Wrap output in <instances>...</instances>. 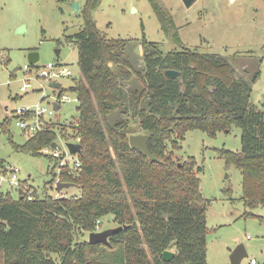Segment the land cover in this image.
I'll use <instances>...</instances> for the list:
<instances>
[{"label":"trees","instance_id":"obj_1","mask_svg":"<svg viewBox=\"0 0 264 264\" xmlns=\"http://www.w3.org/2000/svg\"><path fill=\"white\" fill-rule=\"evenodd\" d=\"M101 1L86 0L83 30L67 39L78 49L82 79L70 89L79 98V117L73 132L65 129L61 136L81 145L80 167L56 174L58 161L44 155L59 139L56 127L31 134L23 144L10 140L15 152L48 158L50 187L58 180L71 183L81 195L56 199L34 193L29 200L25 185L17 199L0 194V264H208L209 202L197 175L203 169L193 158L176 161L174 152L190 131L215 138L241 129L242 152L219 155L242 172L246 205L264 206V111L251 103L259 72L249 83L217 56L187 49L160 0L149 2L170 42L183 52L164 55L144 40V65L137 68L127 54L130 41L110 40L98 29L92 14ZM167 70L179 76L167 79ZM11 120L1 125L5 133ZM135 124L150 136L148 148L158 162L131 148ZM109 215L126 228L110 245L90 244L84 237ZM166 251L175 254L170 262L163 258Z\"/></svg>","mask_w":264,"mask_h":264},{"label":"rangeland","instance_id":"obj_2","mask_svg":"<svg viewBox=\"0 0 264 264\" xmlns=\"http://www.w3.org/2000/svg\"><path fill=\"white\" fill-rule=\"evenodd\" d=\"M172 15L181 43L189 50L207 56H217L232 66L238 79L251 82V103L264 111V0H196L187 7L185 0H160ZM86 0H0V194L19 197V186L11 183L9 167L25 191L42 198L45 193L56 197V186L48 158L15 152L10 140L18 144L31 134L17 126L13 118L17 110L47 109L44 128L56 127L59 151L67 153L62 130L72 133L71 124L79 117L78 104L64 102L58 111L54 105L64 97L76 98L70 89L82 79L76 45L67 40L83 30L82 12ZM74 4L80 10L75 12ZM101 31L110 40L130 41L127 54L137 68L143 67V41L155 44L164 55L183 52L170 42L149 0H102L92 14ZM22 29V30H21ZM21 31V32H19ZM57 51H60L57 55ZM37 52L38 69L29 68V54ZM59 65L71 71V76L55 79L61 88L49 87L41 77L48 65ZM28 86L26 92L21 88ZM127 86L126 88H129ZM184 91V89H183ZM11 120L7 133L1 127ZM116 119V118H115ZM133 135H146L136 124ZM242 130L232 127L215 138L195 130L187 133L181 148L174 152L176 161L185 163L193 158L201 167L200 191L209 202L206 212L208 264H230V256L244 245L248 257L241 264H264V206H247L243 199L242 172L227 165L219 151L242 152ZM44 155H47L44 153ZM75 156L69 158L73 163ZM59 167L55 173L58 174ZM66 197H79L80 189L72 187L62 192ZM100 231L118 226L112 215L100 223ZM141 234V231H138ZM89 240V234L84 237ZM142 248L152 260L145 239Z\"/></svg>","mask_w":264,"mask_h":264},{"label":"built area","instance_id":"obj_3","mask_svg":"<svg viewBox=\"0 0 264 264\" xmlns=\"http://www.w3.org/2000/svg\"><path fill=\"white\" fill-rule=\"evenodd\" d=\"M59 65H48L46 68V71H42L41 72V77L48 79V81L51 83L55 82V79L58 78L59 76H71V71L68 70L67 68H63V67H58ZM30 68V67H29ZM39 68V67H38ZM36 68V69H38ZM49 84V85H50ZM28 86H24L21 88L22 92H26ZM67 102V103H76L79 104V98L78 96H76V98L71 99L70 97H64L62 100L58 101V105H61L62 103ZM47 113V109L45 108H41V109H37L35 111L32 110H28V109H22V110H17L13 116V118H15L17 120V126H19L21 129H23L25 132L29 133V134H37L38 132L42 131L44 129V126L46 124V122L43 120V116ZM56 143V142H55ZM67 153L62 154L59 149H53L52 146L44 149L43 153L47 154V156H51L52 158H54L55 160L58 161V167H59V172L58 174L61 172L62 169L66 168V167H70L73 169H77L80 167V160L76 157V155H73L70 153L69 148L67 147ZM75 156L76 159L74 160V162L71 164L69 163V158ZM6 172L7 173H11V183L15 184V186H19V189L23 186V185H19L18 182H15L16 180V175L15 173H17V171H11L9 167L6 168ZM59 182V180L57 181V183ZM56 183V185H57ZM55 185V186H56ZM57 189V188H56ZM63 191H59V196H56L54 198L58 199V198H69L66 197L65 194L62 193ZM34 193L33 192H28V199L29 200H33L34 199ZM100 223H98L97 226V231H100ZM251 264H257V262L252 259L251 260Z\"/></svg>","mask_w":264,"mask_h":264},{"label":"water","instance_id":"obj_4","mask_svg":"<svg viewBox=\"0 0 264 264\" xmlns=\"http://www.w3.org/2000/svg\"><path fill=\"white\" fill-rule=\"evenodd\" d=\"M195 1L196 0H185L184 2L187 7H191ZM74 9H75V12L78 13L80 10L79 5L74 4ZM59 53L60 51H57V55H59ZM39 60H40L39 53L31 52L29 54V58H28L29 65H36ZM165 76L167 77V79H175L179 76V73L173 70H167L165 72ZM49 87L53 89H57L60 87V85L58 83L53 82L49 85ZM59 109H60V105L55 104L54 110L58 111ZM149 139H150L149 135H131L129 139L130 146L131 148L139 150L143 152L144 154H146L152 162H158L159 161L158 158L152 155L151 152L149 151V148H148ZM51 146L53 149H60V146L57 143H53ZM67 147L69 148L70 153L73 155L79 154L81 152V145L79 144L69 142L67 143ZM72 187H75V185L71 183L58 182L56 185V188L58 191H63L65 189H69ZM124 228L126 227L119 226L115 229H109V230H105L102 232L98 231V232L90 233L89 243L92 245H95V244L110 245V241H109L110 238L114 236L115 234L119 233L120 231H122ZM174 256L175 254L171 251H166L163 254V258L166 262H170L174 258ZM247 257H248V254L246 252V249L244 245L241 244L237 247L235 251L232 252L230 256V264H241L242 261Z\"/></svg>","mask_w":264,"mask_h":264}]
</instances>
